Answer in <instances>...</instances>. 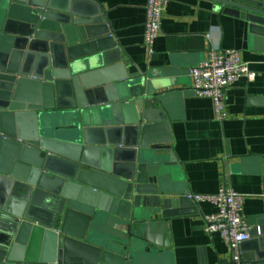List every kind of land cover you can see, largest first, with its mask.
I'll return each instance as SVG.
<instances>
[{"label": "water", "instance_id": "95a60500", "mask_svg": "<svg viewBox=\"0 0 264 264\" xmlns=\"http://www.w3.org/2000/svg\"><path fill=\"white\" fill-rule=\"evenodd\" d=\"M209 1L264 34V0ZM104 13L0 0V264H160L171 248L166 200L143 194L175 165L173 90L127 73Z\"/></svg>", "mask_w": 264, "mask_h": 264}, {"label": "crops", "instance_id": "0c3cea01", "mask_svg": "<svg viewBox=\"0 0 264 264\" xmlns=\"http://www.w3.org/2000/svg\"><path fill=\"white\" fill-rule=\"evenodd\" d=\"M95 1L105 12L127 73L141 70L173 90L166 105L175 165L161 166L159 196L143 194L167 202L161 210L169 216L171 248L160 264H232L222 237H210L203 229L215 206H195L186 198L222 188L245 197L243 215L252 232L238 264H251L255 248L264 247V34L253 32L245 17L221 13L209 0H171L149 56L144 46L147 0ZM210 49L238 51L254 76L228 89L224 120L217 118L212 100L192 90L189 71L208 59Z\"/></svg>", "mask_w": 264, "mask_h": 264}, {"label": "built area", "instance_id": "2783aa9c", "mask_svg": "<svg viewBox=\"0 0 264 264\" xmlns=\"http://www.w3.org/2000/svg\"><path fill=\"white\" fill-rule=\"evenodd\" d=\"M171 0H147L144 46L149 56L154 53V46L162 28L164 10ZM208 59L193 67L190 72L192 90L198 98L213 101L217 118L226 119V93L241 78L252 79L253 73L247 64L241 62L236 50L218 52L208 51ZM187 200L195 206L210 203L216 213L205 218V233L212 237L219 234L228 246L235 263L242 260V244L251 238L252 228L244 219L245 197L234 189L222 188L213 195L188 194Z\"/></svg>", "mask_w": 264, "mask_h": 264}]
</instances>
